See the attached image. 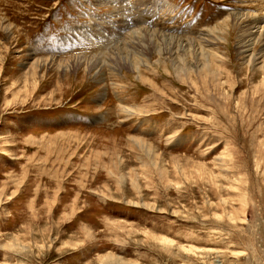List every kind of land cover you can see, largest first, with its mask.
<instances>
[{
  "label": "rangeland",
  "instance_id": "374dc122",
  "mask_svg": "<svg viewBox=\"0 0 264 264\" xmlns=\"http://www.w3.org/2000/svg\"><path fill=\"white\" fill-rule=\"evenodd\" d=\"M252 21L264 0H0V264H264Z\"/></svg>",
  "mask_w": 264,
  "mask_h": 264
},
{
  "label": "bare ground",
  "instance_id": "6f19581e",
  "mask_svg": "<svg viewBox=\"0 0 264 264\" xmlns=\"http://www.w3.org/2000/svg\"><path fill=\"white\" fill-rule=\"evenodd\" d=\"M237 14H244V15H247L246 17L244 16V15H242L243 17H244V22H247V21H250L251 19H249L252 15L251 14H249V13H233V15L235 16V17H240V16H237ZM115 15V14H114ZM114 17V18H113ZM124 17V16H123ZM126 18H122V16H121V14H116L115 16H111L110 18H109V20H113L118 26H120L121 25V27H123V28H126L128 25H129V21H125L126 23H124L123 21L125 20ZM126 20H128V19H126ZM252 23V26H253V28H255L256 30L254 31L255 33H257L258 31H260V29L262 28V27H264V26H261V27H258L257 26V24H254V22L252 21L251 22ZM120 24V25H119ZM137 25V24H136ZM144 28L145 27H142V28H140V26H138L137 28H133V29H131L130 28V30L128 31V32H126L125 33V35H126V37H125V40H124V46L122 47V49L120 48V46L118 45L117 47H116V49H119L120 50V52L121 53H124V51H122L123 50V48L128 44V42L129 41H131L132 42V40L138 35V34H142V32H144V33H154V32H156V31H147L146 29L144 30ZM264 30V29H263ZM206 32V31H205ZM203 33V35L200 37V39L198 40V41H202V42H212V40H213V34H211L212 32H210V31H208V32H206V33ZM261 32V31H260ZM158 33V32H157ZM251 33H253V32H251ZM162 34V33H161ZM263 34V33H262ZM257 35H259V33L257 34ZM168 36V35H167ZM260 36V35H259ZM255 37V36H254ZM257 37V36H256ZM165 38H166V36H165ZM251 38V37H250ZM170 39V38H169ZM139 40V39H138ZM169 41V40H168ZM191 41H193V40H191ZM112 42V41H111ZM170 42V41H169ZM251 42V41H250ZM144 43V42H143ZM246 45V44H245ZM246 51V50H245ZM103 52H105V51H103ZM121 53H120V55H121ZM211 63V62H210ZM209 63V64H210ZM209 64H207V65H209Z\"/></svg>",
  "mask_w": 264,
  "mask_h": 264
}]
</instances>
